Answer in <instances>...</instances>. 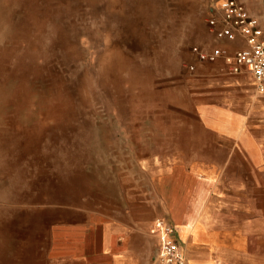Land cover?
I'll list each match as a JSON object with an SVG mask.
<instances>
[{"label": "rangeland", "instance_id": "rangeland-1", "mask_svg": "<svg viewBox=\"0 0 264 264\" xmlns=\"http://www.w3.org/2000/svg\"><path fill=\"white\" fill-rule=\"evenodd\" d=\"M212 5L0 0V264H48L75 210L133 207L176 143L209 139L191 110V48L213 45ZM241 186L231 202L226 189L219 262L264 264V182Z\"/></svg>", "mask_w": 264, "mask_h": 264}, {"label": "crops", "instance_id": "crops-1", "mask_svg": "<svg viewBox=\"0 0 264 264\" xmlns=\"http://www.w3.org/2000/svg\"><path fill=\"white\" fill-rule=\"evenodd\" d=\"M244 2L264 31V0ZM214 45L233 52L245 42L238 36ZM197 62L191 110L209 139L186 136L176 143L172 150L179 155L152 174L133 207L75 210L82 222L56 228L48 264H158V218L175 227L187 264H220L229 257V224L221 218L226 189L231 202L246 191L244 183L264 182V93L246 71L232 74L223 61Z\"/></svg>", "mask_w": 264, "mask_h": 264}, {"label": "built area", "instance_id": "built-area-1", "mask_svg": "<svg viewBox=\"0 0 264 264\" xmlns=\"http://www.w3.org/2000/svg\"><path fill=\"white\" fill-rule=\"evenodd\" d=\"M207 24L214 41H234L242 36L245 46L231 52L228 46L214 45L211 48L193 46L191 51L197 61L216 63L223 61L228 72L250 74L256 90L264 93V31L258 17L248 10L244 0H212ZM195 63L188 65L190 71ZM153 231L160 239L158 264H187V255L176 237L175 227L165 218L153 223Z\"/></svg>", "mask_w": 264, "mask_h": 264}]
</instances>
